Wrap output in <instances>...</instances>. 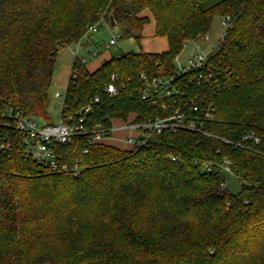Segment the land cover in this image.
Listing matches in <instances>:
<instances>
[{"label": "trees", "instance_id": "1", "mask_svg": "<svg viewBox=\"0 0 264 264\" xmlns=\"http://www.w3.org/2000/svg\"><path fill=\"white\" fill-rule=\"evenodd\" d=\"M205 1L0 0V144L9 143L0 150V264H264V0ZM147 11L168 49L121 52L93 72L75 59L60 117L76 120L91 104L85 125L109 131L130 114L162 113L141 98V73L177 75L184 45L228 16L210 55L217 83L186 86L183 100L213 103L214 118L204 121L212 136L166 130L123 148L78 135L59 146L62 162L80 163L76 174L26 156L16 122L52 123L47 106L61 47L79 43L101 18L113 27L111 17L140 43ZM113 75L119 94L109 97ZM250 132L259 144L243 140ZM225 158L238 194L222 187Z\"/></svg>", "mask_w": 264, "mask_h": 264}, {"label": "built area", "instance_id": "2", "mask_svg": "<svg viewBox=\"0 0 264 264\" xmlns=\"http://www.w3.org/2000/svg\"><path fill=\"white\" fill-rule=\"evenodd\" d=\"M229 17L222 19V33L215 47L226 36V28ZM101 26H106L111 30L110 24L101 18L96 24L88 27L86 35L97 32ZM209 36L206 35L205 38ZM117 34H112L109 41L105 44L107 48L117 43ZM188 44V42L184 45ZM101 47H96L92 55L98 54ZM75 59L85 65L86 58L79 60L78 49L75 50ZM179 56L177 57V59ZM176 59V61H177ZM175 72L170 76H149L146 73H141L139 81L141 83V98L147 101L151 106L159 108L160 112L147 116L139 113L138 120H135L136 114H130L129 118L119 125L113 124L110 130L102 128L100 125L88 127L85 125L88 114L92 111V106L87 105L78 112V119L74 120L73 116L68 120L59 116L58 123H45L40 125L37 120L20 117L16 122V128L22 132V142L26 156L35 160V162L52 171H69L74 174L81 169L80 163H75L70 167L62 162L59 146L61 144H69L78 135H87L90 145L96 143H109L115 145L114 133L116 131L124 132L119 138L120 147L134 148L137 144H147L156 136L161 135L164 131H193L212 136L204 129V121L212 120L215 115V106L212 102L206 101V107L203 106V98L200 95H195L190 102H183L186 98V86H212L217 83L215 78L217 72L215 67L210 64L209 54H193L187 57L183 62L176 63ZM186 77L187 81L182 86L179 79ZM116 75L112 76V81L106 85L105 92L109 97H116L119 94L118 86L115 84ZM61 99L62 108L65 102V97L57 93ZM99 98L95 97L93 102H98ZM203 101V102H202ZM202 102V103H200ZM243 140H251L255 144L261 142V137L254 132L247 133ZM235 146H244L241 142L235 143ZM9 143H1L0 150L8 149ZM88 148L83 150L87 153ZM233 162L229 158H225L223 162L218 164V169L222 174L233 173ZM212 165L203 166L202 170L211 171ZM234 174V173H233ZM223 189H226V182L222 184Z\"/></svg>", "mask_w": 264, "mask_h": 264}, {"label": "rangeland", "instance_id": "3", "mask_svg": "<svg viewBox=\"0 0 264 264\" xmlns=\"http://www.w3.org/2000/svg\"><path fill=\"white\" fill-rule=\"evenodd\" d=\"M217 1L218 0H207L204 2V5L210 6ZM146 13V15L150 18V22L144 27L143 38L141 39L140 43H138L134 37L123 34L120 27L113 26L111 30H109V28L106 26H102L97 32H93L87 36H84L80 40L79 46L78 43L73 42L61 47L56 58V69L49 90L47 106V112L52 123H58L59 121V116L61 113V99L59 96H57V93L62 95V99L66 96L69 83V74L67 71H69V67H72V64L76 58L75 50L78 49L79 60L83 58L87 59L85 64L87 71L93 72L102 65V58L104 57H106V60H109L121 52L142 50L148 53H162L168 49L167 38L155 35V20L150 12L147 11ZM221 22L222 19H215L212 29L208 34V38L204 37L196 42H188V44L180 53L176 63L179 64L180 62H183L185 59H187L188 56L197 53H210V55H212L217 49L215 45L223 30ZM114 33L118 35L117 43L107 48L105 44L109 41L110 37ZM95 46L101 47V51L99 54L92 55V52L96 49ZM37 121L40 125H44L46 123L44 118H37ZM120 135V133H116V141L119 140L121 137ZM225 177L228 191L232 194H238L240 192L241 185L237 177L233 173H227Z\"/></svg>", "mask_w": 264, "mask_h": 264}, {"label": "crops", "instance_id": "4", "mask_svg": "<svg viewBox=\"0 0 264 264\" xmlns=\"http://www.w3.org/2000/svg\"><path fill=\"white\" fill-rule=\"evenodd\" d=\"M79 45H80V42L78 43V46H79ZM92 46H93V45H92ZM95 47H96V46H95ZM99 53H100V52H99ZM99 53H98V54H99ZM108 59H109V58H108ZM104 61H106V57L102 58V62H104ZM102 64H103V63H102ZM72 65H73V64H72ZM68 67H69V66H68ZM71 70H72V67H71V68L69 67V71H67L68 74H69V77H70V74H71ZM67 76H68V75H67ZM115 124H116V125H119V123H115ZM116 133H120V134H121L120 136H122V135L124 134V132H121V131L118 132V131H117V132L114 133V142H113V143H114L115 145H117V146H121L120 143H119V140L116 141V137H115V136H116Z\"/></svg>", "mask_w": 264, "mask_h": 264}, {"label": "water", "instance_id": "5", "mask_svg": "<svg viewBox=\"0 0 264 264\" xmlns=\"http://www.w3.org/2000/svg\"><path fill=\"white\" fill-rule=\"evenodd\" d=\"M110 19H111V25L115 26V22H114L113 18L111 17Z\"/></svg>", "mask_w": 264, "mask_h": 264}]
</instances>
